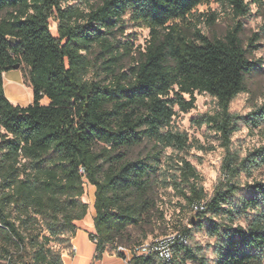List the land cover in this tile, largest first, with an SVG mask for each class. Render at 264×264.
Returning a JSON list of instances; mask_svg holds the SVG:
<instances>
[{"label":"trees","instance_id":"16d2710c","mask_svg":"<svg viewBox=\"0 0 264 264\" xmlns=\"http://www.w3.org/2000/svg\"><path fill=\"white\" fill-rule=\"evenodd\" d=\"M211 3L231 6L237 18L250 12L245 0H0V264H64L88 215L86 184L95 188L97 261L105 254L126 259L123 236L152 210L160 184L215 239L214 261L183 228L129 264H264V180L239 181L264 166V147L245 159L230 151L239 122L258 127L264 120V103L246 116L231 112L258 67L242 44L240 21L216 39L202 34L200 20L188 21ZM127 22L150 38L140 61L117 73L133 50L115 38ZM181 24L194 29L193 38ZM98 60L104 79L91 75ZM16 64L29 70L33 103L26 107L5 92L4 76ZM197 94L213 97L217 109L193 122L220 135L226 149L212 196L190 161L161 170L164 150L193 146L173 121L196 108ZM148 144L147 154L132 155Z\"/></svg>","mask_w":264,"mask_h":264},{"label":"rangeland","instance_id":"374dc122","mask_svg":"<svg viewBox=\"0 0 264 264\" xmlns=\"http://www.w3.org/2000/svg\"><path fill=\"white\" fill-rule=\"evenodd\" d=\"M248 3L250 12L244 17L237 18L229 5L211 3L198 7L192 17L188 19L192 23L200 20L198 28L202 34L210 39L224 38L228 30L240 21L243 25L241 41L248 51L251 60L257 63V70L249 75L246 80L247 91L238 95L231 105V112L235 115L246 116L260 108L264 103V0H245ZM85 10L87 7L82 6ZM214 18V23L210 24ZM128 21V17L126 18ZM56 21H51L52 33L57 35ZM184 33L193 38L194 29L181 24ZM255 35L257 37L255 38ZM116 41L122 44L133 46L130 55H124L116 67L117 73H128L130 68L140 61L139 51H144L149 40V31L136 27L127 22L123 31H118ZM252 39L254 40L252 43ZM120 53H124L123 46L117 43ZM96 66L92 71L93 78L104 79L106 72L103 70L101 60L95 62ZM20 77L19 81H12L14 76ZM12 79V80H11ZM108 79H112L108 76ZM5 92L7 98L15 105L26 107L33 103V89L29 80V70L22 65L18 70H11L5 77ZM196 108L190 113L179 112L174 118V128L185 132L190 138L192 148L185 152L173 149L163 151L161 170L164 171L177 163L180 159H186L192 163L201 175L202 184L209 196H212L215 188L223 178L221 172L222 162L226 156V149L223 141L217 133L207 126L198 127L193 119L205 114L214 113L217 109L216 100L210 95H196ZM42 104L48 105L49 100L45 98ZM203 146V150L198 149ZM264 147V120L258 127L248 126L239 122L238 128L232 137L230 151L236 154L239 159H245L255 150ZM151 145H144L132 152L134 157L145 155L151 150ZM172 157V159H169ZM176 165V164H175ZM162 179V177L160 178ZM264 180V166L253 169L251 175L243 173L239 177L242 184L253 183ZM154 207L144 216L143 221L137 226H131L124 234L120 247L131 249L139 243L151 244L173 238L183 228L190 229V237L201 245L204 253L214 261L213 248L215 239H212L205 230H201L198 221H189L190 213L186 201L172 188H164L157 184L154 188ZM83 201L88 204L89 211L87 221L94 224L95 210V188L86 184ZM246 225V219L239 221ZM96 233L94 228L93 230Z\"/></svg>","mask_w":264,"mask_h":264},{"label":"crops","instance_id":"0c3cea01","mask_svg":"<svg viewBox=\"0 0 264 264\" xmlns=\"http://www.w3.org/2000/svg\"><path fill=\"white\" fill-rule=\"evenodd\" d=\"M11 72V71H10ZM7 72L4 76L9 75ZM20 77L14 76L12 81H19ZM78 231L72 239L71 245L76 249L75 254H71V250H67L63 254L64 264H125L122 258L105 254L100 261L95 260L96 245L91 240V234L95 233L94 224L87 219L78 222Z\"/></svg>","mask_w":264,"mask_h":264},{"label":"built area","instance_id":"2783aa9c","mask_svg":"<svg viewBox=\"0 0 264 264\" xmlns=\"http://www.w3.org/2000/svg\"><path fill=\"white\" fill-rule=\"evenodd\" d=\"M82 172L84 171L82 170ZM175 237L176 236H174L173 238ZM91 240L95 245L98 243V238L96 236H94ZM156 243H159V242H153L151 244H145V243L139 244V245L134 246L132 249H126V248L120 247L119 251L123 252L126 255V259L124 260L125 264H129L131 258L134 256L139 257V256L150 254L153 251L154 245ZM75 253H76V249L72 247L71 254H75ZM162 256L164 255L162 254ZM165 256L168 258L169 254L165 253Z\"/></svg>","mask_w":264,"mask_h":264},{"label":"water","instance_id":"95a60500","mask_svg":"<svg viewBox=\"0 0 264 264\" xmlns=\"http://www.w3.org/2000/svg\"><path fill=\"white\" fill-rule=\"evenodd\" d=\"M13 42L16 43V40L13 39ZM20 67H21V64H16V65L14 66V69H15V70H18Z\"/></svg>","mask_w":264,"mask_h":264}]
</instances>
